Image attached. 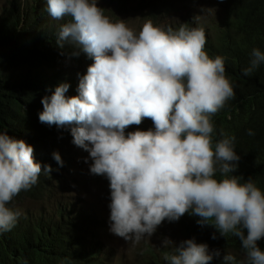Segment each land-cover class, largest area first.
<instances>
[{
  "label": "clouds",
  "instance_id": "1",
  "mask_svg": "<svg viewBox=\"0 0 264 264\" xmlns=\"http://www.w3.org/2000/svg\"><path fill=\"white\" fill-rule=\"evenodd\" d=\"M13 1L21 7L17 30L41 13L57 37L49 65L23 57L9 68L20 93L23 82L36 80L30 74L57 77L51 97L42 99L39 120L48 125H41L37 146L44 142L60 164L42 171L33 146L0 131V235L23 213L9 207L14 197L53 173L55 188L46 200L21 206L68 205L78 218L77 236L104 264H264V191L252 178L230 175L240 160L234 136L221 130L223 139L213 142L212 117L235 91L224 58L210 57L208 45L218 42L232 0H105V6L98 0H11L3 10ZM124 17L140 18L142 27L133 29ZM66 62L73 68H58ZM261 64L264 52L253 49L243 74L251 76ZM84 150L90 172L108 179L110 231L136 245L174 227L179 246L168 247L173 241L165 239L167 248L156 250L147 240L140 259L101 242L94 205L74 202L62 190L70 186L63 177L70 171L67 155ZM182 219L195 223L191 235ZM213 226L234 236L230 240L239 238L242 247L213 244Z\"/></svg>",
  "mask_w": 264,
  "mask_h": 264
},
{
  "label": "trees",
  "instance_id": "2",
  "mask_svg": "<svg viewBox=\"0 0 264 264\" xmlns=\"http://www.w3.org/2000/svg\"><path fill=\"white\" fill-rule=\"evenodd\" d=\"M20 9L13 1L0 18V131L33 146L34 159L41 164L43 171L47 164H60L54 159L55 152L48 149L44 142V147L37 146L41 125H48L39 120V114L43 111L42 99L51 97L57 77L39 72L30 74L36 80L21 84V93L25 97L21 98L16 84H12L13 68L9 66L23 57L32 61L34 66L49 65L54 51H57V37L53 35V30L42 23L41 13L28 18L17 30L19 17L16 12ZM227 14L218 42H210L208 48L210 57L219 55L224 58L226 76L234 85L235 96L212 117L215 126L213 142L223 139L221 130L225 136H234L235 151L240 160L230 175L240 177L241 182L245 178H252L264 191V64L251 76H245L242 71L249 66L253 49L264 52V0H232ZM42 57L47 61L43 62ZM249 129L255 135L249 136ZM53 175L43 173L31 189L22 191L9 205L23 213L11 231L0 235V264L105 263L96 249L88 248L77 236L78 218L71 216L68 205L56 201L48 209V215L40 212L44 207L31 206L27 209L21 206L27 200L31 204L46 200V195L49 196L55 188ZM179 223L186 227L188 235L196 230L192 220L182 219ZM213 229L216 235V239H212L213 244L242 247L239 238L230 240L234 236L224 237L215 226ZM244 232L246 235L247 230L244 229ZM262 245L264 247V241ZM74 254L78 258H72ZM141 264L158 263L143 260Z\"/></svg>",
  "mask_w": 264,
  "mask_h": 264
},
{
  "label": "rangeland",
  "instance_id": "3",
  "mask_svg": "<svg viewBox=\"0 0 264 264\" xmlns=\"http://www.w3.org/2000/svg\"><path fill=\"white\" fill-rule=\"evenodd\" d=\"M11 0H0V16L2 17L4 8L10 3ZM23 1V0H21ZM31 1V0H27ZM98 2L105 6V0H98ZM114 20V19H112ZM126 23L135 30L142 27L143 22L140 18L136 17H124ZM60 69L70 70L72 65L69 63H63L58 66ZM57 70V69H55ZM80 156L78 155H67V168L69 172L63 173L64 183H69V188L62 189L64 192H69V197L72 201L77 202L84 199L88 202L89 206L94 205L95 211L99 217L97 220L101 227L96 229L95 232L97 237L101 239L102 243L113 248H117L120 253H124L128 256H136L142 259V253L147 250L146 242L149 240L151 244H154L156 250L160 247H165L163 241L165 239H170L173 244L168 247H177L181 243V236H174L176 232H180L174 227H167L161 235H153L150 238L141 240L139 244L133 245L129 241H125L123 238L116 236L110 231L111 221H110V207L111 202L110 188L107 187V178L105 176L93 175L90 172V165L92 160L89 157L87 151H80ZM87 160V162H85ZM59 190V189H58ZM49 214V210H47ZM105 221V226H104ZM158 229H161L158 227ZM162 230V229H161ZM108 232V234L106 233ZM166 232V234L164 233ZM167 248V247H165Z\"/></svg>",
  "mask_w": 264,
  "mask_h": 264
},
{
  "label": "bare ground",
  "instance_id": "4",
  "mask_svg": "<svg viewBox=\"0 0 264 264\" xmlns=\"http://www.w3.org/2000/svg\"><path fill=\"white\" fill-rule=\"evenodd\" d=\"M45 28V27H44ZM211 27H208V28H205L206 30L207 29H210ZM40 212H42L43 214H45V215H48L47 214V211H46V209H43V210H40ZM38 214H39V212H38ZM39 217H41V216H39ZM97 229H99V228H97ZM70 254V253H69ZM80 254V253H79ZM71 257L72 258H74V259H76V258H78V255L77 254H74V255H71ZM20 264V263H19ZM101 264H102V262H101Z\"/></svg>",
  "mask_w": 264,
  "mask_h": 264
}]
</instances>
